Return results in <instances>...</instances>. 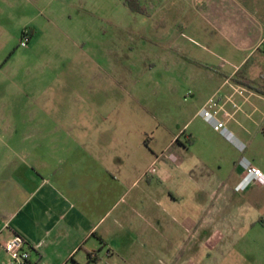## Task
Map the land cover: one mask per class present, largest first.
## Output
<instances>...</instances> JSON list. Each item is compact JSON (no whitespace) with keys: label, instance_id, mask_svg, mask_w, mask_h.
<instances>
[{"label":"rangeland","instance_id":"obj_1","mask_svg":"<svg viewBox=\"0 0 264 264\" xmlns=\"http://www.w3.org/2000/svg\"><path fill=\"white\" fill-rule=\"evenodd\" d=\"M127 1L0 0V173L24 139L102 141L107 152L121 141L154 156L172 140L190 142L182 154L216 191L217 239L199 241L193 228L184 234L180 226L189 229L198 215L187 204L171 216L168 254L145 252L120 264H264V184L234 189L242 158L264 173V53L232 81L241 90L229 103L231 117H220L241 150L200 115L211 97L233 93L230 85L215 93L233 68L216 55L220 44L208 37L200 1L134 0L144 14ZM243 1L264 20V0ZM247 75L253 81L241 83ZM57 152L66 156L64 147Z\"/></svg>","mask_w":264,"mask_h":264},{"label":"crops","instance_id":"obj_2","mask_svg":"<svg viewBox=\"0 0 264 264\" xmlns=\"http://www.w3.org/2000/svg\"><path fill=\"white\" fill-rule=\"evenodd\" d=\"M199 1L198 15L209 22L208 37L220 44L216 55L224 59L222 67L233 68L215 92L220 96V89L231 86L233 93L221 99L228 118L229 103L241 90L232 81L249 60L264 53V20L243 0ZM247 76L240 82L253 81ZM189 143L172 140L159 156L121 141L108 152L102 141L79 138L24 139L12 145L0 173V264H16L5 251L15 236L31 252L28 264H120L145 252L168 254L171 216L184 212L187 204L198 215L189 229L180 226L184 234L193 228L199 241H215L216 191L202 185L196 163L182 154L193 147ZM60 147L66 156H58ZM241 160L236 163V190L244 174ZM263 184L264 179L251 187ZM202 193L207 198L198 200ZM221 208L229 210L228 205ZM172 228L180 243L186 240L176 224Z\"/></svg>","mask_w":264,"mask_h":264},{"label":"built area","instance_id":"obj_3","mask_svg":"<svg viewBox=\"0 0 264 264\" xmlns=\"http://www.w3.org/2000/svg\"><path fill=\"white\" fill-rule=\"evenodd\" d=\"M29 42L30 37L29 34H27L23 37L21 46L24 48L28 47ZM222 113L223 107L221 105V99L218 98V95H215L206 102L200 115L214 129V131L220 133L223 137L240 147L242 150L245 145L234 137L233 133L228 129L225 121L220 118ZM241 165L244 169V174L238 189H245L246 187L264 179L263 171L252 165L247 159L243 158L241 160ZM5 251L16 264H28L30 261L31 252L26 248V242L21 236L13 237L5 245Z\"/></svg>","mask_w":264,"mask_h":264},{"label":"trees","instance_id":"obj_4","mask_svg":"<svg viewBox=\"0 0 264 264\" xmlns=\"http://www.w3.org/2000/svg\"><path fill=\"white\" fill-rule=\"evenodd\" d=\"M133 1H134V0H128V1H127V4L131 7L132 10H134V11H136V12H141V13H143V14L146 13L144 9H141V10L139 9V10H137L136 8H134V6L132 5V4H133ZM30 32L33 33L32 30H31ZM27 34H30L29 31H25V32L23 33V37L26 36ZM263 93H264V92H263ZM263 134H264V126H263ZM93 261H97V259H92V258H91V262H93Z\"/></svg>","mask_w":264,"mask_h":264}]
</instances>
